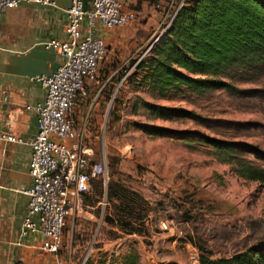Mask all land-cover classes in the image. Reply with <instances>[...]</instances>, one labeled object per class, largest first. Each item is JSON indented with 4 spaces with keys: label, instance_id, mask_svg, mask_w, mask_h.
Returning a JSON list of instances; mask_svg holds the SVG:
<instances>
[{
    "label": "rangeland",
    "instance_id": "obj_1",
    "mask_svg": "<svg viewBox=\"0 0 264 264\" xmlns=\"http://www.w3.org/2000/svg\"><path fill=\"white\" fill-rule=\"evenodd\" d=\"M166 23L160 17L125 27L131 38L125 51L120 50L127 59L124 72H135L137 60L149 52L147 46ZM224 80L239 91L218 89L159 100L133 79L108 85L105 93L116 99L90 118L95 133L88 141L95 161L105 156L107 182L114 180L147 202L144 234L127 235L116 223L104 221L115 211L106 199V185L96 180L83 206L67 221L58 254L41 252L42 264H119L130 253L137 255L138 264H195L193 258L199 264L201 253L218 259L264 247V189L236 176L199 142L203 135L264 151V73ZM90 85L85 82L86 88ZM145 104L192 112L208 123L189 116L159 119ZM139 126L166 133L148 135ZM239 156L258 163L247 152Z\"/></svg>",
    "mask_w": 264,
    "mask_h": 264
},
{
    "label": "trees",
    "instance_id": "obj_2",
    "mask_svg": "<svg viewBox=\"0 0 264 264\" xmlns=\"http://www.w3.org/2000/svg\"><path fill=\"white\" fill-rule=\"evenodd\" d=\"M179 2L176 0V5ZM153 3L157 4V0ZM124 67L119 68L110 79L104 77L102 82L105 84L100 91L104 102L113 96L112 101H115L116 95H108L105 89L108 85L118 86L126 73ZM134 71L121 86L133 79L136 86L148 89L151 96L159 100H173L184 97L185 93L204 94L218 89L232 93L239 91L224 79L264 73V0H184L169 27L135 64ZM145 105L151 115L159 119L189 116L204 125L208 123L207 119L192 112ZM139 129L152 136L166 133L148 126H139ZM167 133L176 135L174 132ZM199 138L200 143L214 151L220 163L232 167L236 176L256 182L264 189V151L239 142L203 135ZM241 151L252 154L258 163L239 156ZM96 180L106 185V199L115 211L114 217L106 216L104 221L116 223L124 234L143 235L147 202L138 193L114 180L104 184L100 178L93 179L91 186ZM119 264H138V257L133 253L127 254ZM199 264H264V247H254L218 259L201 253Z\"/></svg>",
    "mask_w": 264,
    "mask_h": 264
},
{
    "label": "built area",
    "instance_id": "obj_3",
    "mask_svg": "<svg viewBox=\"0 0 264 264\" xmlns=\"http://www.w3.org/2000/svg\"><path fill=\"white\" fill-rule=\"evenodd\" d=\"M183 1L176 5L175 0H161L155 4L156 9L163 10L161 17L167 23L146 52L169 27ZM22 4L53 5V2L0 0V16ZM89 5L90 10L85 12L82 0H69L66 41L50 40L43 44L45 49L55 50L62 56L61 63L48 75L29 77L30 82L41 86L45 96L41 103L25 107L36 116L37 133L27 142L31 147L32 184L25 191L28 203L17 244L25 246L24 241L31 239L32 243L26 244L27 249L49 255L58 254L67 221L83 206V196L89 192L92 180L100 178L105 184L108 179L105 156L95 161L94 148L88 141L87 122L78 128L74 118L80 100L87 96L85 82L97 80L99 66L107 56L104 40L95 36L93 30L97 26L106 30L122 28L136 21L135 13L125 10L117 0H92ZM82 23L87 26L85 33L81 31ZM128 75L129 72L125 73L119 85ZM3 142L25 143L22 138L0 131V143ZM192 260L198 264L196 258Z\"/></svg>",
    "mask_w": 264,
    "mask_h": 264
},
{
    "label": "crops",
    "instance_id": "obj_4",
    "mask_svg": "<svg viewBox=\"0 0 264 264\" xmlns=\"http://www.w3.org/2000/svg\"><path fill=\"white\" fill-rule=\"evenodd\" d=\"M49 1L53 5L22 4L0 16V131L25 141L23 144L0 143V264H42L41 253L26 248L32 240L27 239L25 246H19L17 236L28 203L25 191L32 184L29 175L31 147L27 142L37 133L36 116L25 107L41 103L45 96L41 86L30 82L29 77L48 75L62 61V56L55 50L45 49L44 43L66 41L69 0ZM117 1L125 10L135 13L136 21L155 22L161 17L153 0ZM86 29V23H82V33ZM93 34L104 40L107 56L97 80L87 88V96L80 100L74 112L76 126L80 128L87 122L91 135L95 128L89 120L97 117L105 104L100 96L105 84L102 81L104 77L110 79L126 65L127 59L120 50L131 38L125 27L106 30L97 26ZM96 85H101L98 91ZM5 106L8 118L4 125Z\"/></svg>",
    "mask_w": 264,
    "mask_h": 264
},
{
    "label": "water",
    "instance_id": "obj_5",
    "mask_svg": "<svg viewBox=\"0 0 264 264\" xmlns=\"http://www.w3.org/2000/svg\"><path fill=\"white\" fill-rule=\"evenodd\" d=\"M82 1H83V11L88 12V11L90 10V5H89V3H90L92 0H82ZM6 107H7V106H5V107L3 108V111L5 112V113L3 114L4 117H5V120L2 121V124H4V125H5V123H6V119L8 118V114L6 113Z\"/></svg>",
    "mask_w": 264,
    "mask_h": 264
}]
</instances>
